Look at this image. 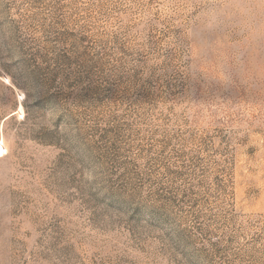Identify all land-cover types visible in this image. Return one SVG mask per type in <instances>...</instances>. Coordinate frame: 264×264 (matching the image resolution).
Instances as JSON below:
<instances>
[{"label": "rangeland", "instance_id": "rangeland-1", "mask_svg": "<svg viewBox=\"0 0 264 264\" xmlns=\"http://www.w3.org/2000/svg\"><path fill=\"white\" fill-rule=\"evenodd\" d=\"M0 264H264V0H0Z\"/></svg>", "mask_w": 264, "mask_h": 264}]
</instances>
